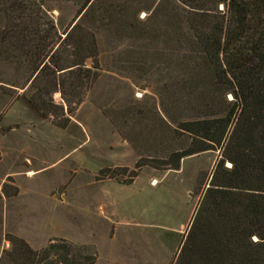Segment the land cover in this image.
<instances>
[{"label":"rangeland","instance_id":"374dc122","mask_svg":"<svg viewBox=\"0 0 264 264\" xmlns=\"http://www.w3.org/2000/svg\"><path fill=\"white\" fill-rule=\"evenodd\" d=\"M41 1L63 38L76 24L94 34L99 77L72 113L56 92L63 113L38 115L23 99L29 86L7 84L0 64V264H19L12 236L34 250L92 245L95 264H174L222 153L170 163L191 145L179 124L196 117L204 88L185 5Z\"/></svg>","mask_w":264,"mask_h":264},{"label":"trees","instance_id":"16d2710c","mask_svg":"<svg viewBox=\"0 0 264 264\" xmlns=\"http://www.w3.org/2000/svg\"><path fill=\"white\" fill-rule=\"evenodd\" d=\"M179 1L197 56L192 78L204 88L196 117L179 124L191 145L170 163L177 169L186 156L222 153L174 264H264V0ZM0 13L6 83L29 86L25 97L44 115L63 113L53 99L60 92L72 113L99 77L94 34L76 24L63 38L41 0H0ZM10 241L19 264L96 262L92 245L62 239L34 250Z\"/></svg>","mask_w":264,"mask_h":264},{"label":"water","instance_id":"95a60500","mask_svg":"<svg viewBox=\"0 0 264 264\" xmlns=\"http://www.w3.org/2000/svg\"><path fill=\"white\" fill-rule=\"evenodd\" d=\"M23 99L25 100V102L28 104V106L34 111L36 112L38 115H41L40 111L27 99L24 98L23 96ZM210 187V186H208Z\"/></svg>","mask_w":264,"mask_h":264}]
</instances>
